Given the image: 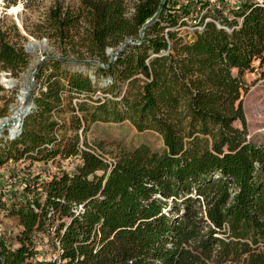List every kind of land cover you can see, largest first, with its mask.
I'll use <instances>...</instances> for the list:
<instances>
[{
  "label": "trees",
  "instance_id": "16d2710c",
  "mask_svg": "<svg viewBox=\"0 0 264 264\" xmlns=\"http://www.w3.org/2000/svg\"><path fill=\"white\" fill-rule=\"evenodd\" d=\"M78 3L56 4L36 31L60 57L102 66L91 78L42 64L32 112L0 147V167L24 159L74 168L24 183L2 208L19 230L0 234V264H42L34 238L52 227L57 264H264V144L247 140L242 99L243 76L264 67V0L200 2L190 42L180 30L188 9L165 0L112 62L107 49L137 39L161 0ZM28 60L0 29V70L16 77ZM123 121L157 133L163 149L112 152L85 138L94 123Z\"/></svg>",
  "mask_w": 264,
  "mask_h": 264
},
{
  "label": "rangeland",
  "instance_id": "374dc122",
  "mask_svg": "<svg viewBox=\"0 0 264 264\" xmlns=\"http://www.w3.org/2000/svg\"><path fill=\"white\" fill-rule=\"evenodd\" d=\"M134 0H128V5L131 8ZM170 0V5H181L189 11V15L185 19V32H192V28L197 24L195 17L202 13L200 2L209 1L210 4L229 5L228 0ZM62 7L78 9V0H15L13 4H7L0 1V29L5 31L8 39L15 47L24 51L28 41H39L46 38L42 33H38L37 27L45 21L49 10L56 4ZM19 7L17 14H11L10 9ZM47 39V38H46ZM48 40V39H47ZM48 46L53 48L52 52H47L44 49L35 48L34 54H28V64L16 77L10 72L0 70V78L15 80L18 83H23L22 75H28L34 69L39 58L46 55L61 56L60 50L48 40ZM73 57V56H69ZM48 61V60H47ZM47 63L44 61L43 64ZM252 73H246L243 80L247 86V92L243 94V111L246 119L247 140L254 144H264V67L258 68ZM235 73V71H234ZM40 92L41 84H37ZM0 90V119L10 117L13 113L12 107L16 104L17 95L21 88L16 85L12 88L2 87ZM34 96V97H35ZM57 116V115H56ZM60 118H67V114L58 115ZM240 127L239 123H236ZM7 133V132H6ZM85 138L88 142H102L107 151L116 152L124 148L131 150L141 144L148 145L151 149L159 151L163 149L161 137L152 131H137L128 121L119 123H94L85 133ZM5 140L0 138L1 144H5ZM108 157V155H107ZM109 158V157H108ZM23 162V163H22ZM11 166H6V171L0 176V209L4 206H10L21 195V185L23 183L33 186L43 178L57 173L59 170L73 169L75 162L67 164L64 162L49 163L47 166L42 162H34L31 167L29 160L22 159L14 162ZM40 177L37 182L36 178ZM4 233H16L17 223L12 217L0 218ZM36 243L40 246V253L43 259H48L53 253L54 247L49 230H44L36 235ZM45 262V261H43Z\"/></svg>",
  "mask_w": 264,
  "mask_h": 264
},
{
  "label": "water",
  "instance_id": "95a60500",
  "mask_svg": "<svg viewBox=\"0 0 264 264\" xmlns=\"http://www.w3.org/2000/svg\"><path fill=\"white\" fill-rule=\"evenodd\" d=\"M164 1L165 0H161V3L159 5L155 15L152 18H150L149 20H147L142 25V27L140 28L137 39H129L124 44H122L119 48H117L115 50L107 49L106 53L110 57V62H112L129 44L137 43L139 41V39L142 37V35L144 33L145 28L147 26H149L158 17V14L162 8ZM36 44L38 45V48L39 47L41 48V46L44 45L45 46L44 50L47 52L53 51V48L48 46V40L46 38L37 41ZM27 46H32L31 41H28L26 47L24 48V51L28 54H34L33 50H29L27 48ZM47 60H57V61L63 62V63L68 65L70 70H78V71H82V72H87V73H89L91 78H94L92 75V69L91 68H95L97 66H102V64L96 59L79 60V59H74V58H63V57H60L58 55H46V56L39 58L37 61V64L35 65L34 69L31 71V73H29L28 75H22V78H24L23 83H18L14 80V86L18 85L21 89L24 88V86H28L27 87L28 93H27V96H26V99H25V102H24L22 108H20L15 113V115H11L10 117L4 118L6 120V122L3 124L2 127H5V130H4L5 133L7 131L8 140L15 139L21 133V129H22L24 120L32 112V110L35 106L34 105V96H35V93H37L39 91V88L37 86V81H36L37 74H38L39 70L41 69L44 61H47ZM27 76H28V79H27ZM2 83L3 82L0 80V86L5 87V86H3ZM18 98H19V94L17 95V99ZM2 127L0 128V133L2 132ZM13 127H15V129L10 130V128H13ZM5 140H7V139L5 138Z\"/></svg>",
  "mask_w": 264,
  "mask_h": 264
},
{
  "label": "built area",
  "instance_id": "2783aa9c",
  "mask_svg": "<svg viewBox=\"0 0 264 264\" xmlns=\"http://www.w3.org/2000/svg\"><path fill=\"white\" fill-rule=\"evenodd\" d=\"M230 3L229 5H227L229 8H236L238 7L243 0H228ZM210 19H206L205 22L209 21ZM216 25L219 27V23L216 22ZM198 30H201L202 27H198ZM180 30L183 32V35L185 36V40L190 42L194 36V31L191 30L192 32L187 33L185 32V27H181ZM77 159L79 161L78 158H74ZM73 159H69V162H72ZM15 164L13 161H8L6 164H4L3 166L0 167V176L6 171V168L8 166H11V164ZM7 166V167H6ZM24 183L21 185L20 189L23 187ZM40 190V189H39ZM5 218L7 217L6 211L4 209H0V218ZM49 232L51 233V235H54V228H50ZM4 233L3 232V228H2V224L0 223V234ZM34 252L35 255L33 257L34 261L37 262H41L42 264H57L58 262V256H59V252H60V243L57 239H54V245H55V249L53 250V253L49 256L48 259H43L41 253H40V246L36 243V237L34 238ZM45 261V262H43Z\"/></svg>",
  "mask_w": 264,
  "mask_h": 264
},
{
  "label": "bare ground",
  "instance_id": "6f19581e",
  "mask_svg": "<svg viewBox=\"0 0 264 264\" xmlns=\"http://www.w3.org/2000/svg\"><path fill=\"white\" fill-rule=\"evenodd\" d=\"M19 11V7H13L10 9V13L11 14H17V12ZM44 45L41 46L40 49H44ZM27 48L29 50H34L35 48H38V45L36 44V41H33L32 42V46H27ZM27 79H28V76H27ZM0 80L3 82V86L7 87V88H12L14 86V80H11V79H4V78H0ZM27 87L28 86H24V88L21 89V93H19V98L16 100V104L13 106L12 110H13V113L12 115H15V113L20 109L22 108L24 102H25V99H26V96H27ZM6 122L5 119H0V128L3 126V124ZM15 127L13 128H10V130H14ZM5 130V127H2V132L0 133V138H6L8 139V134L4 132ZM7 132V131H6Z\"/></svg>",
  "mask_w": 264,
  "mask_h": 264
},
{
  "label": "crops",
  "instance_id": "0c3cea01",
  "mask_svg": "<svg viewBox=\"0 0 264 264\" xmlns=\"http://www.w3.org/2000/svg\"><path fill=\"white\" fill-rule=\"evenodd\" d=\"M72 170H73V169L70 168V169H68L67 171L71 172ZM43 179H44V178H43ZM39 180L41 181V178H40ZM39 180H38V181H39ZM18 230H19V226L17 225L16 231H18Z\"/></svg>",
  "mask_w": 264,
  "mask_h": 264
}]
</instances>
